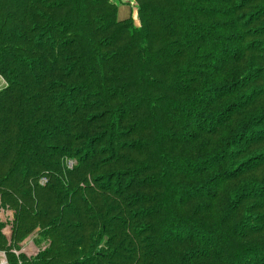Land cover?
<instances>
[{
	"label": "trees",
	"instance_id": "obj_1",
	"mask_svg": "<svg viewBox=\"0 0 264 264\" xmlns=\"http://www.w3.org/2000/svg\"><path fill=\"white\" fill-rule=\"evenodd\" d=\"M133 1L0 0V252L264 264V0Z\"/></svg>",
	"mask_w": 264,
	"mask_h": 264
},
{
	"label": "rangeland",
	"instance_id": "obj_2",
	"mask_svg": "<svg viewBox=\"0 0 264 264\" xmlns=\"http://www.w3.org/2000/svg\"><path fill=\"white\" fill-rule=\"evenodd\" d=\"M134 2V1H133ZM125 9V13L123 12L124 10L122 8H120V13H119V17L120 19L125 18L129 15V11L130 9L128 8V5H125L123 7ZM135 24H138V20L136 19L135 16V20H134ZM4 85L3 80L0 78V88ZM11 217V212L10 211H0V219L5 221L6 219H9ZM4 233L8 236L10 234V226L6 225L3 229ZM21 251L23 253H25L26 255H32L34 253H36L37 248L33 245L30 237H27L21 244ZM0 264H6L5 262V257L4 254L2 252H0Z\"/></svg>",
	"mask_w": 264,
	"mask_h": 264
},
{
	"label": "crops",
	"instance_id": "obj_3",
	"mask_svg": "<svg viewBox=\"0 0 264 264\" xmlns=\"http://www.w3.org/2000/svg\"><path fill=\"white\" fill-rule=\"evenodd\" d=\"M116 5H117V9H118V17H119V13H120V8H122L125 13V9L123 8L125 5H128V8L130 9L129 14H131L132 18L135 20V16H136V10L134 8V2L133 0H113ZM6 235V234H5ZM7 236V235H6ZM9 236V235H8Z\"/></svg>",
	"mask_w": 264,
	"mask_h": 264
}]
</instances>
